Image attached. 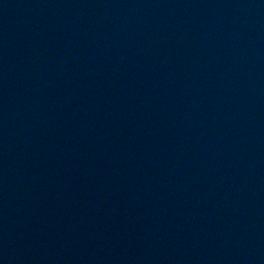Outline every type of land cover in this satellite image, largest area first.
Returning a JSON list of instances; mask_svg holds the SVG:
<instances>
[{
  "label": "water",
  "instance_id": "water-1",
  "mask_svg": "<svg viewBox=\"0 0 264 264\" xmlns=\"http://www.w3.org/2000/svg\"><path fill=\"white\" fill-rule=\"evenodd\" d=\"M0 264H264V0H0Z\"/></svg>",
  "mask_w": 264,
  "mask_h": 264
}]
</instances>
